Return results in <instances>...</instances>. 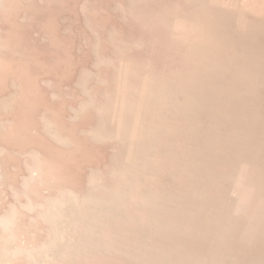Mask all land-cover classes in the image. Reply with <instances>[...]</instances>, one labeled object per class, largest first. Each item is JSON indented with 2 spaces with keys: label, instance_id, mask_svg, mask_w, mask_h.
Wrapping results in <instances>:
<instances>
[{
  "label": "rangeland",
  "instance_id": "rangeland-1",
  "mask_svg": "<svg viewBox=\"0 0 264 264\" xmlns=\"http://www.w3.org/2000/svg\"><path fill=\"white\" fill-rule=\"evenodd\" d=\"M0 264H264V0H0Z\"/></svg>",
  "mask_w": 264,
  "mask_h": 264
},
{
  "label": "bare ground",
  "instance_id": "bare-ground-1",
  "mask_svg": "<svg viewBox=\"0 0 264 264\" xmlns=\"http://www.w3.org/2000/svg\"><path fill=\"white\" fill-rule=\"evenodd\" d=\"M65 212H66V209H65V211H57L56 213V221H64V220H67V218H65L64 217V214H65ZM72 217H70V219H71ZM6 221V223H9V222H11L12 221V219H7V220H5ZM8 226H12L11 224H7ZM59 228H61V227H59ZM7 245H8V248H9V250L7 251V254H12V253H15V252H18V251H20V250H24V251H26L27 253H31V251H33V249H31V248H28V247H23V248H21V247H19V246H17L12 240H8L7 241ZM46 253L48 252V249H46V251H45Z\"/></svg>",
  "mask_w": 264,
  "mask_h": 264
}]
</instances>
